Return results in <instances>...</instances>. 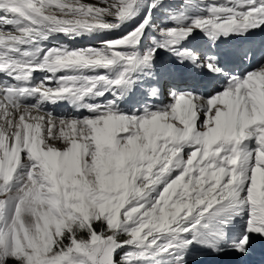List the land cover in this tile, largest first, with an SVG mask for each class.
Returning a JSON list of instances; mask_svg holds the SVG:
<instances>
[{
    "label": "snow or ice",
    "instance_id": "1",
    "mask_svg": "<svg viewBox=\"0 0 264 264\" xmlns=\"http://www.w3.org/2000/svg\"><path fill=\"white\" fill-rule=\"evenodd\" d=\"M144 2L0 0V264H252L264 251V47L227 53L252 66L241 76L224 57L184 46L196 31L215 46L264 27V0H247V11L211 6L191 23L182 9L170 16L175 27L161 29L162 39L143 52L165 0H150L141 23L101 49L51 48L42 60L39 47L22 50L57 33L116 30ZM105 13L102 25L79 18ZM161 50L172 59L161 60ZM116 66L123 71L110 79ZM99 70L106 74L79 87L72 75L58 87L19 83L30 85L37 72ZM164 89L172 100L166 106L119 107L135 90L150 99ZM107 92L113 99L88 105L91 116L43 109ZM30 98L40 102L29 105ZM65 127L87 129L95 144L72 153L54 148L49 141L64 143ZM42 201L52 206L51 222Z\"/></svg>",
    "mask_w": 264,
    "mask_h": 264
},
{
    "label": "bare ground",
    "instance_id": "2",
    "mask_svg": "<svg viewBox=\"0 0 264 264\" xmlns=\"http://www.w3.org/2000/svg\"><path fill=\"white\" fill-rule=\"evenodd\" d=\"M84 2H85V3H88V0H84ZM64 131L67 132V138H66V140H67L66 143L68 144V145H67V148H68L69 152L72 153L73 150L75 149L74 147H75V145L77 144L78 139L80 140V137H79L78 135H76V134L74 133V131H72V130H67V129H65ZM72 136H74V137L76 138V142H74V141L72 140ZM55 141H56V140H55ZM55 141H49V143H51L52 146H53L54 148L58 147V145L61 144V143H57V145H56ZM70 144H71V147H69ZM65 147H66V146H65ZM60 148H63V147L60 146ZM74 151H76V149H75ZM58 154H59V153H54L53 155H58Z\"/></svg>",
    "mask_w": 264,
    "mask_h": 264
},
{
    "label": "rangeland",
    "instance_id": "3",
    "mask_svg": "<svg viewBox=\"0 0 264 264\" xmlns=\"http://www.w3.org/2000/svg\"><path fill=\"white\" fill-rule=\"evenodd\" d=\"M67 140L65 139V142L64 143H61V144H59L58 145V147H56V148H60V146L61 147H63V148H61V149H65V148H67ZM57 145V144H56ZM66 146V147H65ZM75 150V149H74ZM73 150V152H75ZM77 151V150H76ZM46 203V205L48 206V203L47 202H45ZM47 208V209H46ZM39 210L40 211H42V212H44L46 215H47V217H48V220L51 222V221H53L54 219H55V217H54V215L52 214V206L50 205V207H49V209H48V207H45L43 204H40L39 205ZM73 212L75 213L76 212V210L75 209H73ZM79 215L80 216H82L83 215V212L81 211L80 213H79ZM29 223L31 224L32 223V221L31 220H29ZM53 227L55 226L54 224L52 225ZM81 235H83V234H81Z\"/></svg>",
    "mask_w": 264,
    "mask_h": 264
},
{
    "label": "trees",
    "instance_id": "4",
    "mask_svg": "<svg viewBox=\"0 0 264 264\" xmlns=\"http://www.w3.org/2000/svg\"><path fill=\"white\" fill-rule=\"evenodd\" d=\"M81 234H83V233H81Z\"/></svg>",
    "mask_w": 264,
    "mask_h": 264
}]
</instances>
